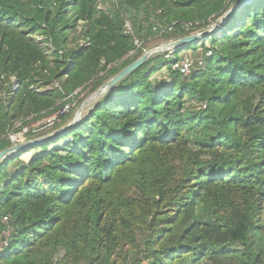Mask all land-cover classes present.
Segmentation results:
<instances>
[{
    "label": "trees",
    "instance_id": "16d2710c",
    "mask_svg": "<svg viewBox=\"0 0 264 264\" xmlns=\"http://www.w3.org/2000/svg\"><path fill=\"white\" fill-rule=\"evenodd\" d=\"M98 1L0 0V151L136 60L141 22L181 38L236 3ZM198 47L202 65L173 69ZM263 208L264 0H247L208 37L149 57L64 133L0 162V264H264Z\"/></svg>",
    "mask_w": 264,
    "mask_h": 264
},
{
    "label": "rangeland",
    "instance_id": "374dc122",
    "mask_svg": "<svg viewBox=\"0 0 264 264\" xmlns=\"http://www.w3.org/2000/svg\"><path fill=\"white\" fill-rule=\"evenodd\" d=\"M116 1L117 0H99L98 1V8H100L102 10H107L111 7V3H116ZM243 1L246 2L247 0H236V3L232 2L229 9L233 8L234 6H237L238 4H241ZM135 14L136 13H134V12L124 11V16L126 18V28L131 33L133 31V29H132L133 25H134V18L133 17ZM222 16L217 18L216 20L211 21L210 24L206 28H204V29L200 28V29H196V30L194 29V31H191L189 33L190 34H194V33L197 34V33H200V32L206 31V30H208V31L210 30V31L214 32V31L220 29L221 26L224 24V22H222ZM141 17H143V14H141ZM141 24H142L143 28H142L141 32H139L136 36L137 48L141 47L143 49L142 53L139 55V57L145 53H148V52H150L149 57H154V56L160 55V54L168 56V53H170L169 52L170 50L159 51L156 49L161 47V46L166 45L170 41H174V40L179 39V38H174L172 36H164V35H161L162 33L156 32L157 31L156 27L161 26V25H157V24H155V27L153 26L154 34H148L146 32L147 31V24L145 22H141ZM78 32H80V31H78ZM190 34H188V35H190ZM76 35H77V33H76ZM74 36H75L74 34L70 36V38L72 39L71 44L69 45L70 47L75 46L77 43L76 41H73ZM40 39L41 38H37L36 41H40ZM82 43H81V45H82ZM165 53H167V54H165ZM203 53H204V50L200 47H198V49H196V50L188 48L187 50H183L180 53V56L181 57H188V58L192 59L194 62V68L192 70H194L196 67L199 66L198 61L201 59V56L203 55ZM167 73H168L167 69L164 67L160 71L155 73V77L159 78V79H164V78H167ZM102 74H104V73H102ZM102 74H100V75H102ZM110 78H106V80L99 87H97L95 90H93L91 92L89 91L87 93L85 92V94L79 95L76 99L71 100L69 103H67L65 106H63L59 111L55 112L54 114L47 116V117H43V118L38 119V120H32L28 126L23 128L22 132L25 133L28 131V129H33L35 134L38 137H41V136H46V135H50V134H53L55 132H58L59 130L63 129L64 127H68V126L71 127V126L75 125L76 123L82 121V119H84L85 116L87 115L89 109L91 107H93L96 104V102L103 95H105L107 90H103L96 97H93L94 92L96 90L100 89L101 86L106 81H108ZM14 84H15V81H14ZM57 86H58V84L55 83V84H52V85L46 86V87H34L33 86L31 88L37 92H43L46 89H49L52 87H57ZM61 114H67L63 121H60V119L58 118V116ZM17 125L19 126L20 123H18ZM22 132L9 133L8 135H9V137H10V135H13L16 137L20 136V138L23 139L20 141L27 140V137L24 134H23V136H21ZM16 142H18V141H12V144H14ZM30 154H31V152L29 154L24 155L23 159L27 160L28 157L30 156ZM261 218L264 221V208L262 210ZM3 234L4 233H2V235ZM0 237H1V235H0ZM0 246H1V243H0ZM62 254H63V249L60 248L56 254L55 259H57V260L60 259Z\"/></svg>",
    "mask_w": 264,
    "mask_h": 264
},
{
    "label": "water",
    "instance_id": "95a60500",
    "mask_svg": "<svg viewBox=\"0 0 264 264\" xmlns=\"http://www.w3.org/2000/svg\"><path fill=\"white\" fill-rule=\"evenodd\" d=\"M245 1H243L241 4H238L237 6H234L233 8L227 10L223 16H222V22H225L237 9L238 7H240ZM213 31H203L197 34H190L184 37H181L179 39H176L174 41H170L168 42L166 45L161 46L159 48H157L156 50L159 51H167V50H172V49H176L178 47H182L185 46L187 44L196 42L199 39L208 37ZM150 55V52L143 54L142 56L138 57L136 60H134L133 62H131L130 64H128L127 66H125L123 69H121L119 72H117L115 75H113L108 81H106L100 89L96 90L93 94V97H96L98 94H100V92H102L103 90H109L110 88H112L114 85H116L119 81H121L123 78H125L126 76H128L131 72H133L134 70H136L144 61H146L148 59ZM70 127H64L63 129L59 130L58 132H55L53 134L50 135H46V136H41L35 139H30V140H24V141H18L14 144H12L11 146L3 149L0 151V162L3 159L8 158L9 156L23 150L26 148H30L32 146L38 145L42 142L48 141L51 138H53L56 135L62 134L64 133L66 130H68Z\"/></svg>",
    "mask_w": 264,
    "mask_h": 264
},
{
    "label": "built area",
    "instance_id": "2783aa9c",
    "mask_svg": "<svg viewBox=\"0 0 264 264\" xmlns=\"http://www.w3.org/2000/svg\"><path fill=\"white\" fill-rule=\"evenodd\" d=\"M82 45H88V42H83ZM174 49L170 50L169 52L171 53ZM206 55H210L211 54V51H207L205 53ZM198 64L199 65H202L203 64V60L200 59L198 61ZM172 67L173 69L175 70H178L180 72V74L182 75H189L191 70L194 68V62L192 59L188 58V57H182L181 59H179L178 61H175L173 64H172ZM23 132L21 134V136H23ZM10 138L12 141H20V140H23L21 138H16L15 136L13 135H10ZM25 139V138H24ZM7 216H3L2 217V222L6 223L7 222Z\"/></svg>",
    "mask_w": 264,
    "mask_h": 264
},
{
    "label": "bare ground",
    "instance_id": "6f19581e",
    "mask_svg": "<svg viewBox=\"0 0 264 264\" xmlns=\"http://www.w3.org/2000/svg\"><path fill=\"white\" fill-rule=\"evenodd\" d=\"M16 137V136H15ZM16 138H20V136H17Z\"/></svg>",
    "mask_w": 264,
    "mask_h": 264
}]
</instances>
